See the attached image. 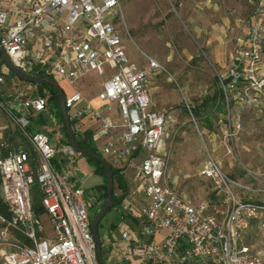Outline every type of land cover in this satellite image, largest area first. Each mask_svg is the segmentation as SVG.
I'll return each instance as SVG.
<instances>
[{"label":"built area","instance_id":"obj_1","mask_svg":"<svg viewBox=\"0 0 264 264\" xmlns=\"http://www.w3.org/2000/svg\"><path fill=\"white\" fill-rule=\"evenodd\" d=\"M119 15V0H0V46L14 65L69 84L91 71L103 76L95 92L98 106L76 88L63 93L73 134L85 137L81 118L88 115L94 120L88 139L110 166L121 174L132 167V187L114 206L116 219L97 232L102 264H264L263 255L240 242L251 220L264 219V198L239 196L238 188H251L225 172L219 159L206 151L197 174L209 181V191L195 200L165 180L163 150L175 117L171 110L150 107L147 71L127 56ZM263 30L264 0H257L226 70L217 76L226 106L234 99L254 104L264 90L259 71ZM146 61L150 69H164L150 56ZM6 81L12 89L0 94V104L28 140L32 155L20 146L0 153L5 209L0 211V243L6 244L0 264H101L88 213L100 200L75 173L78 152L60 139L55 115H49L51 129L31 126L46 109V97L0 60V85ZM225 119L220 144L229 151L227 140L237 125L228 112ZM258 174L264 176V170ZM33 184L40 212L31 205ZM40 213L46 214L50 235L42 234ZM12 232L26 242L7 240Z\"/></svg>","mask_w":264,"mask_h":264},{"label":"rangeland","instance_id":"obj_2","mask_svg":"<svg viewBox=\"0 0 264 264\" xmlns=\"http://www.w3.org/2000/svg\"><path fill=\"white\" fill-rule=\"evenodd\" d=\"M256 4L257 0H119L117 25L126 54L147 71V86L156 97L164 100L163 109H173L171 113L175 122L163 150L164 178L190 200L209 191V181L197 174L206 151L219 159L225 172L251 188L248 192L238 188L239 196L264 198V191L258 189L264 188L259 180L264 176L258 174L264 170V90L254 104L234 99L226 106L216 98L196 112H189L186 108L187 104L193 109L202 98L218 88L217 76L226 70L235 38L242 34ZM147 56L157 60L164 69H148ZM259 71L264 73V30L260 38ZM88 76L89 79L72 84L60 79L58 84L64 90L77 86L83 96L89 98L99 88L103 76L92 72ZM11 89L10 82L1 84V96ZM33 89L37 92L35 85ZM43 95L47 97L45 90ZM227 112L237 125L231 140H227L229 151L220 144ZM42 121L33 118L31 123L34 128H40L36 124ZM61 130L60 139L64 140L66 133L62 126ZM1 140H5L6 145H0V153L20 146L32 155L28 140L0 104ZM72 165L82 185L92 195L98 194L99 204L94 203L88 209L93 217L104 198L102 177L93 171L92 163L81 154L76 156ZM131 175L132 167L127 166L122 173L127 190L132 187ZM36 188V184L31 186V205L35 212H40ZM112 192L119 193L115 181ZM116 215L115 208L110 207L99 219L96 231L99 232L109 220L114 221ZM38 218L42 234L50 235L46 214L40 213ZM14 239L26 242L17 232H12L7 240ZM240 242L264 256V219L251 220L241 232ZM5 246L0 243V250Z\"/></svg>","mask_w":264,"mask_h":264},{"label":"water","instance_id":"obj_3","mask_svg":"<svg viewBox=\"0 0 264 264\" xmlns=\"http://www.w3.org/2000/svg\"><path fill=\"white\" fill-rule=\"evenodd\" d=\"M0 60L10 69L11 72H13L17 77L23 79V80H27L33 83H45V84H50L57 95V99H58V107L60 110V115L63 121V125H64V130L66 133V140L67 142L81 155L84 156H91L94 157L96 159H98L102 164H103V168H104V177H105V185H106V189H105V196L103 198V202L101 207L99 208V210L97 211V213L92 217L91 221H90V229L93 235V239L95 241V253H96V257L97 260L102 264V260L100 257V246H99V239H98V235H97V231H96V225L99 221V219L101 218V216L111 207L112 205V173H111V168H110V164L105 160V158L100 154L97 153L94 150H89V149H85V148H81L78 144L77 141L75 140V136L73 134L72 128L70 126L67 114H66V110H65V106L63 103V91L61 89V87L59 86L58 82L53 79L52 77L45 75V74H40V73H31V72H27L24 70H21L19 67H17L16 65H14L9 57L7 56V54L5 53V51L3 50V48L0 46Z\"/></svg>","mask_w":264,"mask_h":264},{"label":"trees","instance_id":"obj_4","mask_svg":"<svg viewBox=\"0 0 264 264\" xmlns=\"http://www.w3.org/2000/svg\"><path fill=\"white\" fill-rule=\"evenodd\" d=\"M11 74H13V73L11 72ZM35 86H36L37 93L43 95L44 90L47 92L46 100H47V102H49L50 104L53 105L54 112H55L57 118L59 119L62 128L64 129L63 121H62V118L60 115V110L58 107V99H57V95H56L54 88L50 84H45V83H35ZM216 98H218L220 100L222 99L221 92L219 91L218 88H215L211 95L205 96L204 98H202L198 104H195L193 106V109H191V108H189V109H190V111L196 112L199 108H201L203 105H205L208 101H210V100L214 101ZM74 136H75V140L77 141V144L81 148L94 150L97 153H100L97 151V149L94 147V145L90 141L86 140V138L88 137L87 133H86L84 138H80L77 135H74ZM84 157H85V159H87L89 162L92 163L93 171L102 177V180H103V182H102V187H103L102 195L105 196L106 185H105L103 164L98 159H96L94 157H91V156H84ZM110 168H111V173H112V182L115 181L116 186L119 188L118 194H115L112 192V196H111L112 197V205H111V207H114L118 203L121 195H123L127 191V185H126V182H125L122 174L119 172V168L114 167V166H110ZM35 192H36V195L38 196L39 195L38 188L35 189ZM35 208H38V207H35ZM0 211L5 212L4 205L2 204L1 201H0ZM112 224H113V222L111 221L110 225H112Z\"/></svg>","mask_w":264,"mask_h":264},{"label":"crops","instance_id":"obj_5","mask_svg":"<svg viewBox=\"0 0 264 264\" xmlns=\"http://www.w3.org/2000/svg\"><path fill=\"white\" fill-rule=\"evenodd\" d=\"M236 39V38H235ZM148 69H150V68H148ZM92 72V71H91ZM91 72H88V73H91ZM88 73L84 76V78H82V79H80V80H83V79H89V77L90 76H88ZM92 73H94V72H92ZM96 74V73H95ZM62 80H64L66 83H68L67 82V80H65V79H62ZM78 81V80H77ZM77 81H75V82H77ZM58 82V81H57ZM69 84V83H68ZM72 88H76V89H78L77 88V86L75 87H72ZM72 88H68L67 90H64L63 89V87H61V89H62V91H63V93H68ZM79 90V89H78ZM153 90L151 89V88H148V92H149V96H150V107H152V108H155V109H163V101L164 100H160L158 97H156L155 96V94H153V92H152ZM81 92V91H80ZM82 96H83V94H82ZM83 98H84V100H87L90 104H92V105H94V106H98V105H100V103H101V101L100 100H98L96 97H95V93H94V95H92L91 97H89V98H86V97H84L83 96ZM175 109V108H174ZM171 111H173V109H171ZM50 114H53V115H55L56 116V114H55V112H54V108H53V105L52 104H50L49 102H47V105H46V109L44 110V112H43V114H40L38 117H37V119H43L44 121H42V122H39V123H37L36 125H39L40 126V128H42V129H45V130H48V129H51V122L49 121V115ZM57 117V116H56ZM33 126V128H34V123L32 124ZM94 127V120H92V119H90L89 117H88V115H84V116H82V118H81V129L83 130V131H85L84 133L86 134V133H88L89 132V130L91 129V128H93ZM37 128V127H36ZM80 137V136H79ZM80 138H84V137H80ZM7 139V138H6ZM86 140H88V141H90L93 145H94V147H95V143L94 142H92L90 139H88V137L86 138ZM79 154V153H78ZM77 154V155H78ZM101 181H99L98 182V185H99V183H100ZM88 190V189H87ZM98 195V194H97ZM109 223L111 222L110 220L108 221ZM107 222V223H108Z\"/></svg>","mask_w":264,"mask_h":264}]
</instances>
